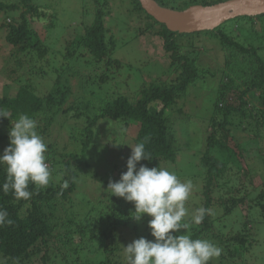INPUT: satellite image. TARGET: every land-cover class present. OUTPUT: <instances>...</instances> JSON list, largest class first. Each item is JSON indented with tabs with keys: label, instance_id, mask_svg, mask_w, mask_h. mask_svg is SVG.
<instances>
[{
	"label": "trees",
	"instance_id": "trees-1",
	"mask_svg": "<svg viewBox=\"0 0 264 264\" xmlns=\"http://www.w3.org/2000/svg\"><path fill=\"white\" fill-rule=\"evenodd\" d=\"M32 1L21 0L25 8L23 11L17 4H0V10L9 14L2 19L1 28L7 29L4 42L14 50L11 63L18 67V71L24 65L19 61V55L25 57L28 50L40 47L38 36L29 23V16L33 19V15L37 14V8L31 5ZM154 1L159 6L182 11L192 5L212 6L227 0ZM93 2L96 5L95 18L79 39V45L98 66L102 63L105 67L118 65V61L111 55L113 44L109 48L105 41L103 18L108 14V4L104 0ZM120 2L121 6L127 7L129 17L143 19V32L158 26L155 36L162 42L164 52L169 54L170 69L173 70L171 75L174 78L162 84L158 82L143 86L133 100L111 96L97 107L92 96L85 104L89 106L88 109H80L75 103L66 102L69 90L61 91L58 88L55 94L48 93L40 97L35 94L31 84L20 87L14 97L0 98V108L9 111L8 120L0 118V146L9 141L11 121L22 114L36 118L44 113V109L52 112V115L48 114L45 129L40 133L42 138L47 135L46 127L52 123L54 116L83 119L81 125L75 124L81 126L80 129L74 126L69 128V139L78 149L66 153V160L59 161L56 155L59 151L53 144L47 145L45 155L51 176L46 187L38 188L30 184L32 196L27 201H17L11 191L6 194L0 190V209L7 211V219L12 221L11 224L0 226V260L5 261V264H127L122 246L144 238L135 235L128 242L119 237V228H128V223L133 221V205L123 198L111 196L110 189L99 196L97 202L85 195H76L81 174L86 175V169L94 166V159L91 158V152L96 154L97 150L94 136L95 140L99 139L104 144V148L111 147L109 140L112 145L117 144V147L122 142L119 137L102 136L98 131L96 136L94 129L99 121L109 119L119 124L115 125L116 129L122 136L129 138L132 147L138 142H144L150 161H140L137 169L140 165L167 169L165 165L176 164L179 150L174 145V135L164 114L172 108L181 93L197 84L201 77L207 75L215 79L218 76L215 72H200L197 69L200 55L194 52L193 42L205 36L213 39L223 54L228 52L232 57L229 59L224 56L225 67L218 70L219 84L214 91L204 150L197 167L200 188L194 195L201 202L198 208L204 207L210 211L191 238L206 239L219 246L222 249L217 258L220 264H224V261L227 264H246V256L255 244L253 228L264 227V188L252 187L248 180L252 177L253 164L260 165L264 160L260 146L264 140V57L260 55V52H264V14L235 17L213 30L180 34L167 30L163 24L147 15L137 0ZM16 10L20 11L17 19L13 14ZM6 18H11L12 23L6 24ZM184 41L191 48L192 54H196L193 58L180 52ZM233 57L236 62L231 60ZM9 70V74L16 72ZM108 79L107 74L103 75L99 83H107ZM240 128L247 139L244 136L243 142L234 139L236 149H233L226 139L229 136L232 138V130ZM246 141L248 146L255 145L253 153L251 149L245 148ZM88 149L89 155L86 154ZM100 155H96L98 159ZM126 161L122 162L124 164L120 166L121 169L116 171V168H111L104 177L92 171L91 178L96 183L94 186L104 189L108 187L109 181L117 182L127 170ZM246 165L248 171L244 169ZM113 172H117V175ZM239 175L246 177L248 184L239 185ZM5 180L6 171L0 167V186ZM78 206L85 209L81 217L77 213ZM198 208L195 207V210ZM212 215L218 218L213 220ZM232 216L238 232L234 229L237 233L229 237L224 232L227 225L224 219ZM217 220L223 228L215 226ZM135 223L138 222L134 221L133 225ZM134 229L137 228L134 226ZM74 234H78L79 239L73 246ZM145 239L150 240L148 235ZM215 261L213 259L209 264H216Z\"/></svg>",
	"mask_w": 264,
	"mask_h": 264
},
{
	"label": "rangeland",
	"instance_id": "rangeland-1",
	"mask_svg": "<svg viewBox=\"0 0 264 264\" xmlns=\"http://www.w3.org/2000/svg\"><path fill=\"white\" fill-rule=\"evenodd\" d=\"M104 1L108 4V14L103 18L105 41L109 48L113 44L114 49L111 55L113 59L118 61V65L113 64L110 67H105L104 63L99 64V66L95 64L93 58L79 45V39L85 34L95 18L96 5L93 0H33L31 5L37 8V14L33 15V19L29 14V19H31L29 23L30 28L38 36L40 47L37 50H28L25 57L19 55V61L24 64L23 67L19 68V71L18 67H14L11 63V54L14 50L4 42L7 29L1 28L2 19L9 14H4L0 10V98L14 97L20 87L31 84L35 94L40 97L48 93L55 94L58 88L61 91L69 90L66 102L75 103L80 109H88L89 106L87 107L85 104L92 96L95 98L94 102H97V107L111 96H122L133 100L139 95L143 86L158 84V82L162 84L161 82L165 83L170 78H174L171 75L173 70L170 69L169 54L164 52L162 42L155 36L158 26L143 32L145 29L143 19L129 17L127 7L121 6L120 0ZM21 3V0H0V4L4 6L17 4L23 11L25 8ZM19 13V10L13 12L15 19L19 17ZM5 23H12V19L6 18ZM187 45L184 41L180 52L193 58L196 54H192L191 48ZM193 45L194 52L197 51V54L200 55L197 62V69L200 72L208 70L217 73L219 76L218 70L225 67L224 56L229 57V59L232 57L228 52L223 54L219 45L213 39L205 36L194 41ZM260 55L264 57V52H260ZM231 60L236 62L235 57ZM9 69L16 70V72L9 74ZM106 74L109 77L108 82L100 84V79ZM218 76L215 79L207 75L201 77L197 84L182 92L172 108L166 110L164 114L174 135V145L179 150L176 164L165 166L168 167L167 170L175 173L182 182L190 180L193 184L189 199L185 202L188 215L184 218V222L189 224V228L181 230L177 234H189L191 236L200 227V224L196 225L192 222L191 217L195 207L198 208L201 203L194 195L200 188V179H197L199 176L197 167H199V158L204 150L206 125L212 113L214 91L219 84ZM48 114L52 115V112L44 109V113L35 118L38 122L37 131L39 135L45 129ZM55 117L52 123L46 127L47 135H43V139L46 145L53 144L55 149L59 151L56 152V155L62 162L66 160V153L78 149L76 144L69 139L68 132H70L69 128L73 126L80 129L81 126L75 124L81 125L83 119L73 120ZM115 125L119 124L104 119L99 121L95 127L96 136L98 131L102 136L111 138L114 135L115 138L119 137L122 142L119 144L120 147H117V144L112 145V141L109 140L111 147L104 148V144L99 139L95 140L96 137L94 136V141H96L94 145L97 149L96 154L91 149L94 166L86 169V175L81 174V182H79L76 192L77 196L85 195L93 202H97L98 197L106 193L107 188L95 187L96 183L91 178L92 171H95L98 176L104 177L108 170L111 171V168H116V171L121 169L120 166L124 164L122 162L131 155L130 148L132 146L129 138L122 136ZM232 132V138L229 136L226 142L231 148L236 149L234 139L243 142L242 137L244 136L246 140L247 136L241 128L232 130ZM8 145L9 141L0 146V155L3 154ZM260 146L264 153V140L260 142ZM245 148L251 149L253 153L255 145L248 146V141H246ZM89 152L90 149L87 150L86 154L89 155ZM98 154H101L99 159L96 156ZM240 164L244 165L242 162ZM253 165L251 167L252 177L248 180L252 187L264 188V160L260 165L257 163ZM244 169L248 171L247 165ZM234 171L236 170L234 169ZM113 173L117 175V172ZM248 180L239 175L237 183L239 185L248 184ZM75 199L76 197H74ZM131 208L133 213L134 207ZM78 209L77 213L81 217L85 209L81 206H78ZM216 217L218 218V216L212 215L211 219L215 220ZM149 219L151 218L144 217L137 224L135 223L136 225H133L135 221L133 219L128 223V228H119V237L124 241L131 242L130 240H133L132 237L135 235L144 238L148 235L150 241L153 240L150 229L147 227ZM217 221L215 226L223 228L222 224H219L221 222ZM224 222L227 224L224 232L229 234V237L238 232L234 216L230 219H224ZM134 226L137 229H134ZM86 227L88 226L86 225ZM255 228L257 229L255 230ZM253 230L255 244H252L253 246L246 256V264H264V227L256 226ZM74 238L73 246L78 243L79 235L74 234ZM93 249L95 250L96 247ZM224 262L228 263L227 261ZM215 263L220 264L217 258Z\"/></svg>",
	"mask_w": 264,
	"mask_h": 264
},
{
	"label": "clouds",
	"instance_id": "clouds-1",
	"mask_svg": "<svg viewBox=\"0 0 264 264\" xmlns=\"http://www.w3.org/2000/svg\"><path fill=\"white\" fill-rule=\"evenodd\" d=\"M8 117L9 112L0 108V118L8 120ZM37 128L35 118L20 115L12 122L8 131L9 145L0 155V167L6 171V180L0 190L6 194L11 191L17 201L30 199V184L43 188L50 182L51 172L45 155L47 145ZM130 149L126 172L117 182L109 181L107 189L111 190V196L133 205L135 221L151 218L147 227L153 240L139 238L122 246L127 264H209L218 258L222 249L213 242L177 234L189 228L184 222L188 215L185 202L192 191V182H182L175 173L158 166L140 165L137 169L140 161H150V154L146 153L144 142ZM209 211L204 207L196 209L192 222L201 224ZM7 217V211L0 209V226L12 223ZM0 264L5 261L0 260Z\"/></svg>",
	"mask_w": 264,
	"mask_h": 264
},
{
	"label": "water",
	"instance_id": "water-1",
	"mask_svg": "<svg viewBox=\"0 0 264 264\" xmlns=\"http://www.w3.org/2000/svg\"><path fill=\"white\" fill-rule=\"evenodd\" d=\"M137 1L156 22L180 34L213 30L235 17L264 14V0H227L212 6L193 5L182 11L159 6L154 0Z\"/></svg>",
	"mask_w": 264,
	"mask_h": 264
}]
</instances>
